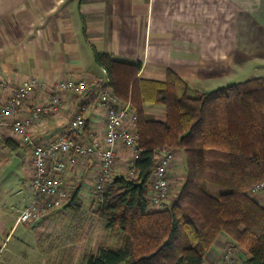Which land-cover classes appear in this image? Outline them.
I'll return each instance as SVG.
<instances>
[{"label":"crops","instance_id":"0c3cea01","mask_svg":"<svg viewBox=\"0 0 264 264\" xmlns=\"http://www.w3.org/2000/svg\"><path fill=\"white\" fill-rule=\"evenodd\" d=\"M89 47L117 59L140 60L141 77L162 80L171 69L185 80L190 92L215 89L228 79L240 82L264 77V0H0V77L10 87L33 77L53 83L76 74L87 75L78 66L91 63ZM37 96L35 93L34 98ZM63 96L61 111L37 123L38 138L49 139L59 131L74 108L92 109L84 95ZM145 107L149 116L164 118L163 106ZM26 113L25 109L19 116ZM93 114L102 124L99 115ZM6 135L10 142L1 152L0 166L11 153L24 156L27 152L28 160V147L10 130ZM118 158L124 164L123 155ZM183 158L178 149L173 167L176 175L184 173ZM26 168L27 174L28 161ZM90 172L91 168L82 176L71 171L65 175L68 187L78 192L77 201L82 200L83 182L92 179ZM18 192L22 196L11 202L10 209L0 206V264H79L77 258L83 253L105 245L95 234L84 245L78 234L71 237L53 231L45 235L50 222L55 224L62 217L57 215L58 208L32 224L16 223L29 200L28 180ZM66 204L68 201L63 210L72 209ZM20 226L21 233L15 236ZM35 229L41 233L36 241L31 234ZM222 245L221 240L213 243L205 264L218 263Z\"/></svg>","mask_w":264,"mask_h":264},{"label":"trees","instance_id":"16d2710c","mask_svg":"<svg viewBox=\"0 0 264 264\" xmlns=\"http://www.w3.org/2000/svg\"><path fill=\"white\" fill-rule=\"evenodd\" d=\"M92 51L116 96L130 100L142 150L136 177L115 176L91 208L117 242L86 251L79 264H205L222 233L247 252L244 264H264V206L247 193L264 180V77L190 92L171 69L162 80L145 78L140 60ZM145 104L163 106L164 118L149 116ZM164 147L182 151L184 179L171 203L153 208L148 180L154 151ZM207 149L228 159L229 190L217 195L206 184ZM77 198L75 190L66 204L74 211L82 205Z\"/></svg>","mask_w":264,"mask_h":264},{"label":"built area","instance_id":"2783aa9c","mask_svg":"<svg viewBox=\"0 0 264 264\" xmlns=\"http://www.w3.org/2000/svg\"><path fill=\"white\" fill-rule=\"evenodd\" d=\"M103 71V77L76 74L53 83L33 77L21 80L13 88L0 77V158L1 152L7 150V130L29 149L26 177L30 196L16 223L32 224L42 214L62 207L73 193L65 180L69 171L82 176L91 168L90 176L94 180L91 196L98 199L119 175L117 170L136 177V162L142 150L138 145L137 115L130 100L116 96L107 72ZM35 93L38 98H34ZM65 93L87 97L91 111L74 108L59 131L49 139L38 138L37 123L61 111ZM25 109L27 113L19 116ZM95 112L102 124L92 115ZM177 152L178 149L166 147L154 151L146 195L153 208L171 203L181 187L184 173L170 176L171 171L175 173ZM121 155L124 164L119 161ZM83 184L89 185L87 180ZM247 193L264 206V180L252 185ZM216 240L223 241L217 264H244L248 257L246 251L223 233Z\"/></svg>","mask_w":264,"mask_h":264},{"label":"rangeland","instance_id":"374dc122","mask_svg":"<svg viewBox=\"0 0 264 264\" xmlns=\"http://www.w3.org/2000/svg\"><path fill=\"white\" fill-rule=\"evenodd\" d=\"M89 51L91 63L83 62V64L78 67L82 68V71H84V73H86L87 75L89 74V76L103 77L104 71L95 62L94 58H92L93 56L91 47H89ZM260 62L261 61H259V63ZM258 68L261 71L262 67L260 65L258 66ZM260 71L257 72L260 73ZM234 82L238 81L228 79L225 81V83H223V85L231 84ZM27 155V152L24 153V156H21L20 154L11 153L10 159L1 163L0 206L3 207L6 205L5 207L7 209H10L11 202L13 200L16 201L17 199H19V197L22 196V194H20L18 190L19 187L21 185L24 186V182L28 180L26 177ZM205 156L206 184L209 191L212 194L217 195L221 192L229 190V185L226 182V179L229 176L227 169L228 159L226 153L221 150L207 149ZM175 175L176 174L171 171L170 176ZM24 178H26L25 181ZM87 182L89 185L82 186L81 195L83 201L81 200L82 205L80 210L74 211L70 209L65 211L62 207L58 208V210H60L58 211L57 215L62 217H58L56 219L57 221H54L55 224H52L50 222V225H48L47 230L44 231L45 233L47 232V234L45 235L50 236L53 231L58 235L64 234L71 237H74L75 234H78L81 237L80 239H82L84 245V242L89 243L94 238L93 234H95L96 237H100L99 243H104L105 245L115 244L118 240L116 233L106 229L103 224V221L91 211V208L96 206L98 198H96V196H91L92 189L90 186L94 183V180L88 179ZM170 202H172V200ZM55 212L56 211H54V213ZM39 232L40 230L35 229L31 233L36 236L35 241L36 239L41 237V233ZM20 233L21 226L19 227V229L16 230L15 236ZM45 240L47 239L45 238ZM79 259L80 258H77L78 262H80Z\"/></svg>","mask_w":264,"mask_h":264}]
</instances>
